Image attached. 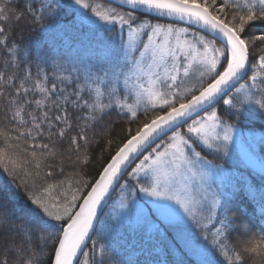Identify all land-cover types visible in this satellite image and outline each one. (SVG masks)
I'll return each mask as SVG.
<instances>
[{
    "label": "snow or ice",
    "instance_id": "6c2138e0",
    "mask_svg": "<svg viewBox=\"0 0 264 264\" xmlns=\"http://www.w3.org/2000/svg\"><path fill=\"white\" fill-rule=\"evenodd\" d=\"M73 14L115 36L71 68L18 37ZM262 73L264 0H0V167L10 178L0 179V264H264V235L247 239L252 230L227 214L243 178L218 183L227 173L216 162H255L239 125L264 120ZM113 113L135 131L117 129ZM102 141L101 154L115 143L114 154L72 191L66 161L75 173ZM259 191L264 219V183ZM120 229L139 235L149 258L122 256L107 239Z\"/></svg>",
    "mask_w": 264,
    "mask_h": 264
},
{
    "label": "trees",
    "instance_id": "16d2710c",
    "mask_svg": "<svg viewBox=\"0 0 264 264\" xmlns=\"http://www.w3.org/2000/svg\"><path fill=\"white\" fill-rule=\"evenodd\" d=\"M67 2V0H65ZM92 3H100L101 5L106 4V2L102 0H90ZM89 15H91L89 13ZM71 20L73 23H69L68 19L65 18L63 21V24L61 28L52 31L51 33H40L39 31H29L28 29H25L22 33H18L19 35H23V46H27L30 40L35 41L36 39H39L40 44L42 46V49L44 52H49L51 54L56 55L57 62L65 64L66 67L71 68L73 63L77 61V59L91 49L98 46V44L101 41H107L108 38L114 37L115 34L108 32L107 30H99L97 31L92 26L88 24H81L75 14L72 15ZM163 22V21H161ZM42 24H48L49 20L46 18L42 22ZM66 25V27H65ZM29 26L31 29L38 30L41 27V24H34L29 21ZM118 31V29H117ZM118 39V38H117ZM259 43V42H257ZM22 46V47H23ZM43 54V52L41 53ZM21 55L23 56L24 53L21 51ZM32 55H36V49H32ZM51 76L54 70V64L49 59L47 63L44 65ZM35 71V64H33V72ZM264 74V73H263ZM244 83V82H243ZM260 97H256V99H259ZM140 120L150 119L151 113H149L147 116L143 114V112L140 113ZM111 119L116 122L117 129L121 125L124 127L131 126L133 128V131H135L136 125L135 124H129V119H125L122 117H118L113 113ZM5 121H0V128L4 126ZM239 127L244 132H249L251 134H257L261 138H264V120L251 118L248 120L241 121ZM260 140L256 144V152L257 156L260 157L264 156V147L260 145ZM0 147H3V138L0 137ZM101 147H107V145L102 141L101 144H94L91 146V156L92 159L87 165H80L76 168V172H72V165L68 164L66 161V175L71 176L72 178V191H75L79 185L75 183L77 179L80 178V175H83V179L87 180L89 182V185L91 183H94L95 179H98L99 172L102 171V164L106 162V160L109 158L111 154H114L116 144L114 143L111 146V149L109 151H104L101 154L100 148ZM57 162H59V158H57ZM217 163L223 165L225 169L229 172H238L242 173L243 171L239 168V166L236 164L234 160H231L230 158H224L222 160L216 161ZM57 171H59L57 169ZM0 179H10L7 177L6 173H3V168L0 167ZM250 177L253 186L259 190V185H261L262 182L260 180V176L257 174H254L252 172L247 173ZM65 175H61L58 177V179H65ZM53 183H56V179H52ZM123 183V181H121ZM65 189L67 188V184L63 186ZM90 188H84L82 190V195L86 194L87 191H89ZM20 197H21V203L24 202L25 195L24 190L21 188L20 190ZM61 191V189H54L51 195L53 197L56 196L57 192ZM117 193L119 192V188H117ZM238 191V197L235 198L231 205L228 207L231 209L227 212L229 216L233 217H239L242 223L248 226L249 229L252 230V236L248 237L247 239H251L252 237L258 239L261 235H264V233L261 232V229L264 228V219H260V209H259V203L256 201V199H253L250 197L244 190L237 189ZM68 195H71V192L68 193ZM115 197V193L113 195ZM81 201H78L77 203H80ZM107 211H110L108 209ZM240 212H243L244 215L240 216ZM110 223H115V221H110ZM198 231V229H197ZM108 241L112 243L116 248L117 251L120 252V254L124 257H127L130 254H133L134 259H138L140 261H143L147 258V253H141V244L142 240L141 237L131 230H123L120 229L119 231H112L110 230V234L107 237ZM237 240V234L233 233L232 235V242H230V247L235 248V241ZM91 249V243L87 247L86 251H89ZM154 255L157 254V252L154 251ZM218 259L223 261L222 256H218Z\"/></svg>",
    "mask_w": 264,
    "mask_h": 264
},
{
    "label": "rangeland",
    "instance_id": "374dc122",
    "mask_svg": "<svg viewBox=\"0 0 264 264\" xmlns=\"http://www.w3.org/2000/svg\"><path fill=\"white\" fill-rule=\"evenodd\" d=\"M261 75H264L263 73ZM246 136L251 137L255 149H256V144L257 142L260 140V136H258L257 134H251L249 132H244ZM231 160H234L236 162V164L239 166V168L243 171L242 173H238L236 171L234 172H229L226 170V176L220 177L218 178V183L219 180L223 179L225 181V183H235V181L239 178H243L242 179V185H243V190L253 199H256V201H259L260 198V191L258 189H256L253 186V183L250 179V177L248 176V172H252L254 174L257 175H261V170H260V159L257 156V152L255 151V153L253 154V160L255 161L254 163L249 162L248 160H245L242 156L238 158L237 154H233V156L230 158ZM142 196V194H140Z\"/></svg>",
    "mask_w": 264,
    "mask_h": 264
},
{
    "label": "water",
    "instance_id": "95a60500",
    "mask_svg": "<svg viewBox=\"0 0 264 264\" xmlns=\"http://www.w3.org/2000/svg\"><path fill=\"white\" fill-rule=\"evenodd\" d=\"M102 1H104V2H107V0H102ZM243 81H241V83H242ZM90 244V243H89ZM84 250H86V249H84Z\"/></svg>",
    "mask_w": 264,
    "mask_h": 264
}]
</instances>
